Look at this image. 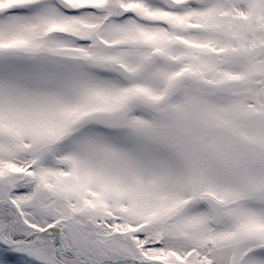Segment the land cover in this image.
Returning a JSON list of instances; mask_svg holds the SVG:
<instances>
[{"label": "snow or ice", "instance_id": "snow-or-ice-1", "mask_svg": "<svg viewBox=\"0 0 264 264\" xmlns=\"http://www.w3.org/2000/svg\"><path fill=\"white\" fill-rule=\"evenodd\" d=\"M0 264H264V0H0Z\"/></svg>", "mask_w": 264, "mask_h": 264}]
</instances>
